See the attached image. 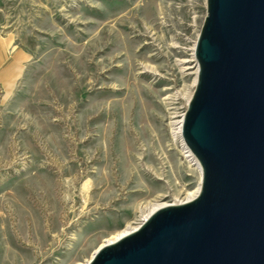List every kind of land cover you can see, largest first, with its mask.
I'll use <instances>...</instances> for the list:
<instances>
[{"label":"rangeland","instance_id":"rangeland-1","mask_svg":"<svg viewBox=\"0 0 264 264\" xmlns=\"http://www.w3.org/2000/svg\"><path fill=\"white\" fill-rule=\"evenodd\" d=\"M206 0H0V264H86L200 185L174 131Z\"/></svg>","mask_w":264,"mask_h":264},{"label":"water","instance_id":"water-1","mask_svg":"<svg viewBox=\"0 0 264 264\" xmlns=\"http://www.w3.org/2000/svg\"><path fill=\"white\" fill-rule=\"evenodd\" d=\"M181 139L196 197L161 207L86 264H264V0H206Z\"/></svg>","mask_w":264,"mask_h":264},{"label":"bare ground","instance_id":"bare-ground-1","mask_svg":"<svg viewBox=\"0 0 264 264\" xmlns=\"http://www.w3.org/2000/svg\"><path fill=\"white\" fill-rule=\"evenodd\" d=\"M196 83V80L194 81V85ZM190 97L188 98L187 102L189 101ZM174 135L175 137H177L179 140H180V143L183 147V149H186V152L188 153L185 157L189 158L190 162H193L194 165L197 166V169L201 175V171H200V167H199V164L197 163V161L192 157L191 153L189 152V150L185 147L182 139H181V121L177 122L176 124V127H175V131H174ZM199 185L197 187V189L190 195H188V197L184 200V201H181V202H176V203H182V202H185V201H189L191 199H193L194 197L197 196L198 192H199ZM169 204H163V203H154V204H150L148 208H146V214L143 216L142 218V221L141 223L151 214L153 213L155 210L161 208V207H164V206H167ZM138 226H135V227H129L127 229H125L124 231L116 234L115 236H113L112 238L106 240L104 242L103 245L105 244H110V243H113L115 241H117L118 239H120L121 237L125 236L126 234L130 233L131 231L135 230Z\"/></svg>","mask_w":264,"mask_h":264},{"label":"built area","instance_id":"built-area-1","mask_svg":"<svg viewBox=\"0 0 264 264\" xmlns=\"http://www.w3.org/2000/svg\"><path fill=\"white\" fill-rule=\"evenodd\" d=\"M187 154H188V153L186 152V149H183V155L186 156ZM185 156H184V157H185ZM185 158H187V157H185Z\"/></svg>","mask_w":264,"mask_h":264}]
</instances>
